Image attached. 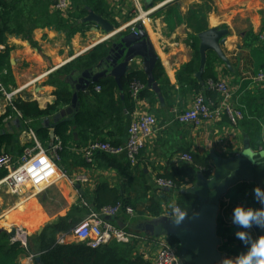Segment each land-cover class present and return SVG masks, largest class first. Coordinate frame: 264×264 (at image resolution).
<instances>
[{"label":"crops","instance_id":"crops-1","mask_svg":"<svg viewBox=\"0 0 264 264\" xmlns=\"http://www.w3.org/2000/svg\"><path fill=\"white\" fill-rule=\"evenodd\" d=\"M2 1L9 12L8 32L4 43L0 44V48L9 50L8 80L3 87L7 88L6 91L19 88L22 96L25 92L34 94L41 108L53 104L57 99L56 93L63 90L70 92L72 98L73 85L80 77V71L86 68L72 66L63 72L60 69L105 35L96 22L84 20L90 11L103 16L114 28L126 27L129 31L137 24L128 25L136 14L131 0H69L68 14L55 8L56 0ZM158 1L162 0L141 2L146 9ZM187 14L203 16L205 26L192 31L185 24ZM180 18L182 24H179ZM174 19L177 25L171 29L168 25ZM237 22H243V25H237ZM210 26L229 29L227 41L222 46L229 66L213 51H207L199 80L196 77L199 67L196 34ZM144 27L160 65L155 79L159 93L148 88L146 82L143 95L140 93L136 101L129 93L131 81L122 82V89H119L113 76L107 74L87 90L78 92L71 111L67 110L70 99L51 115L40 119L24 120L15 110L5 118L0 134L8 141L0 143V152L18 157L33 144L28 127L34 132L43 127L48 131V140L42 141L47 148L53 151L55 144L61 145L57 149V164L61 170L50 166L32 172L29 183L18 191L0 184V230L7 232L15 227L16 234L23 230L27 243L34 244L36 236L47 225L60 224L64 228L47 234L45 246L84 243L72 229L86 219L91 210L97 211L99 206L107 204L113 195L133 213L128 214L122 208L109 217L110 221L129 231L144 233L141 230L143 222L169 216L166 212L170 204H176V194L192 197V209L196 210L198 206L197 197L187 192L196 178L190 179L184 170L185 165L191 162L181 159L183 153L202 156L212 175L214 157L227 158L240 153L244 149L245 138H248L252 151L264 150V83L254 80L259 71H264V0H179L178 3H165L151 11ZM101 44L108 43L104 41ZM142 62L141 57L136 58L130 64L129 73L141 71L145 74ZM97 64L88 68L98 70ZM206 73L216 80H223L230 88L233 104L243 112V119L237 126L230 124L227 115L197 125L175 120V112L189 108L196 94L203 93L211 102L216 100V92L206 86L210 79ZM97 84L101 87L99 91L95 90ZM37 86H40L38 91ZM7 105L6 98L0 93V114L6 111ZM61 110L63 114H60ZM142 111L151 112L157 122L135 165H130L124 154L114 156L98 152L92 162L83 159L80 149L92 140L115 145L124 142L131 116ZM78 112L89 119L80 127L75 121ZM58 120L69 123L65 140L54 133L53 125ZM62 170L67 176L62 174ZM198 172L201 173L200 170ZM79 174L86 176L87 182H71ZM164 175H173L180 181L179 187L168 192L158 186L156 178ZM257 185L256 181L242 180L230 186L220 197L217 218L219 247L226 257L234 258L245 250V245L235 236L238 226L232 223L231 214L237 204L260 206L253 198V188ZM247 231L253 238L264 234V229L256 226ZM8 240L11 239L8 237ZM128 244L132 246L131 257L139 256L144 262L142 264H153L155 250L152 246L139 241ZM28 254L35 256L32 261L27 259ZM36 256L38 254L35 253L20 255L18 264H38Z\"/></svg>","mask_w":264,"mask_h":264},{"label":"water","instance_id":"water-1","mask_svg":"<svg viewBox=\"0 0 264 264\" xmlns=\"http://www.w3.org/2000/svg\"><path fill=\"white\" fill-rule=\"evenodd\" d=\"M179 0H163L157 7L165 3H178ZM84 20L94 21L100 25L105 35L84 51L86 53L101 42H107V53L98 62L97 69H84L73 85L71 104L67 110L75 107L79 91H85L92 83L98 82L102 77L113 76L119 89H122L121 79L129 73L130 64L138 57L142 58L143 70L147 76V87L159 93L160 89L154 78L153 70L157 62V55L152 44L147 39L144 23L139 21L136 26L127 31L126 27L114 28L103 16L90 11ZM229 29L226 27L210 26L197 32L199 67L196 77L201 80L203 69L207 60V51L215 55L227 66L229 61L222 51L227 41ZM74 84V83H73ZM40 86H37L36 90ZM25 99L36 100L34 94L25 92ZM63 110L60 114H63ZM47 122V120H45ZM48 125V123H46ZM53 138V134H51ZM243 150L231 157H214V170L210 177L198 172L195 183L187 192L196 196L198 206L193 214L186 215L185 219L176 224L169 216H160L143 222L141 230L150 235H168L177 240L179 247L180 264H220L226 255L220 250V238L217 234V218L219 201L222 194L236 182L242 180L256 181L260 187L264 186V150L252 151L248 138L244 139ZM168 191V189H165ZM2 229V227H0ZM8 237H16L15 227L9 228ZM15 240V239H14ZM38 264H43L39 256L35 258Z\"/></svg>","mask_w":264,"mask_h":264},{"label":"built area","instance_id":"built-area-1","mask_svg":"<svg viewBox=\"0 0 264 264\" xmlns=\"http://www.w3.org/2000/svg\"><path fill=\"white\" fill-rule=\"evenodd\" d=\"M141 1L131 0L132 9L136 14L128 25L136 24L139 21L144 23L151 11L156 8V6H153L144 9ZM68 2L69 0H56L55 8L63 14H68ZM131 28L133 29L134 25ZM254 80L255 82L264 83V71H259L254 76ZM145 86L138 80H131L129 90L131 98L137 101ZM206 86L211 91L216 92V100L211 102L205 99L203 93L196 94L189 108L175 112V120L182 124L197 125L202 121L216 120L223 115H227L230 124L237 126L243 119V112L233 104L231 91L226 82L210 78L207 80ZM100 88L98 84L95 86L97 91ZM20 91L21 89L19 88L6 91L0 82V93L6 98L12 110L22 116L12 103V98ZM156 122L157 120L151 112H135L128 124L127 137L124 142L114 145L107 141L92 140L81 147V155L85 161L92 162L98 152L114 156L124 154L128 163L135 165L138 162L140 152L145 148L153 134ZM28 133L33 140V144L26 147L18 157L14 158L5 152H0V170L5 171L4 176L0 178V184L7 185L12 191H18L21 187L28 184L32 172L41 171L50 166L58 168L57 149H60L61 145L59 143L55 144L52 148L54 150L51 151V149L39 142L35 132L29 127ZM181 159L187 162L192 160L190 153H183ZM58 169L61 170L60 168ZM62 174L67 176L63 170ZM76 181L84 183L87 182V178L79 174L71 180V182ZM155 181L162 189H168V192L174 189V183L170 179L158 177ZM122 208L128 214L133 213L130 207L124 206L120 202L115 205H105L97 211L91 210L88 217L76 225L72 232L91 247H98L110 241L122 244L139 241L147 246H152L155 250L153 264H180L178 244L172 243L168 235L150 236L146 233H135L110 221L109 217L116 215ZM168 215L170 216L171 212ZM20 233H24L23 230H19L14 238L15 240L11 239L10 242L19 241L21 245L26 246L27 238L25 233L23 238H19ZM34 257L33 254L27 255L29 261H32Z\"/></svg>","mask_w":264,"mask_h":264},{"label":"trees","instance_id":"trees-1","mask_svg":"<svg viewBox=\"0 0 264 264\" xmlns=\"http://www.w3.org/2000/svg\"><path fill=\"white\" fill-rule=\"evenodd\" d=\"M9 20V12L5 10L4 2L0 0V44L4 43L8 32V26L6 22ZM107 45L106 44H98L93 47L88 52L82 54L78 58L72 60L69 64L60 69V72L68 71L75 66L81 68H88L94 66L98 63L107 53ZM9 50L0 48V82L2 85H5V81H7V63H8ZM160 69V65L158 61L155 64L153 74L155 79L157 78V72ZM208 78L215 80L214 77L210 74H205ZM138 80L141 83L146 85L147 77L141 71H134L127 74L125 77L121 79V83ZM5 87V86H4ZM7 90V88H5ZM144 90V89H143ZM142 90V91H143ZM141 91V93H142ZM56 101L47 105L45 108H41L37 102V100H29L25 99L20 93L16 94L12 98V103L16 110H18L23 119H40L45 116L51 115L60 105L63 103H69L71 99V94L68 91L57 92ZM143 95V93H142ZM12 108L10 105H7L6 111L3 114H0V128L4 124L5 118L10 114ZM81 112H78L75 116V121L78 127L83 126L85 123L89 122V119L85 117ZM86 119L88 122H86ZM54 133L55 135L65 140L66 132L69 129V123L66 120H58L55 122ZM35 134L40 141V143L47 147L44 142L48 140V131L46 128H38L35 130ZM4 140L8 141V138L0 134V143ZM111 143V142H110ZM114 144V143H111ZM115 145V144H114ZM106 154V153H105ZM191 155V163L185 165L184 170L187 171L188 177L190 179H195L197 170H200L201 173L210 177L211 173L208 165L205 163V160L202 156L197 154ZM5 174L4 170H0V178ZM163 178H167L173 181L174 189L176 190L180 181L176 180L175 177L170 175L161 176ZM194 199L186 194L178 195L176 194V204L181 208L187 209V215H191L194 213L195 209L193 208ZM120 201L117 197L111 195L107 204L105 205H115ZM121 203V202H120ZM126 206L125 204H123ZM102 206H99L100 208ZM171 209L168 208L166 214H170ZM64 228L63 225L60 224H50L45 227L43 232L36 236L34 239V244L27 243L26 246L21 245L19 241L10 242L7 237V232L5 230H0V264H18V257L27 253H35L38 254L40 260L43 264H142L144 263L139 256H130L132 251L131 244H122L117 243L115 241H110L106 244H102L98 247H91L84 243L78 244H55L53 246H45V239L47 234L52 233V231H56L57 229ZM217 234H219V226H217ZM38 238V239H37ZM38 244L35 245V243ZM172 243H177V240L174 237H170ZM29 241V240H28ZM220 248V247H219ZM78 255V257H76Z\"/></svg>","mask_w":264,"mask_h":264},{"label":"clouds","instance_id":"clouds-1","mask_svg":"<svg viewBox=\"0 0 264 264\" xmlns=\"http://www.w3.org/2000/svg\"><path fill=\"white\" fill-rule=\"evenodd\" d=\"M253 198L259 202V207L237 204L232 209L231 221L238 226L235 236L245 245V250L236 257H226L220 264H264V234L253 238L247 231L253 226L264 229V188L254 186ZM171 215L169 218L174 223L180 224L186 217L187 209L177 204H170Z\"/></svg>","mask_w":264,"mask_h":264},{"label":"rangeland","instance_id":"rangeland-1","mask_svg":"<svg viewBox=\"0 0 264 264\" xmlns=\"http://www.w3.org/2000/svg\"><path fill=\"white\" fill-rule=\"evenodd\" d=\"M157 1V0H156ZM163 1V0H162ZM161 2V1H160ZM159 1L156 2V4L154 6H156L157 8V5L160 3ZM199 15V14H198ZM169 18V17H168ZM169 20V19H168ZM182 20V18H180L178 21H179V24H182V22H180ZM184 20L186 21V25L188 26V28H190L192 31H197L199 30L200 28H202L203 26H205V18L201 15L199 16H196V15H189L187 14L186 17L184 18ZM171 21V19H170ZM240 22H237V25L239 24ZM170 25H168L171 29L172 27L174 28L176 24V19H174L173 22L169 23ZM240 25H243V22L240 23ZM7 222V221H6ZM2 227V226H1Z\"/></svg>","mask_w":264,"mask_h":264},{"label":"bare ground","instance_id":"bare-ground-1","mask_svg":"<svg viewBox=\"0 0 264 264\" xmlns=\"http://www.w3.org/2000/svg\"><path fill=\"white\" fill-rule=\"evenodd\" d=\"M29 187H30V186H29ZM21 191H22V190H21ZM33 191H35V190H33ZM33 193H34V192H33ZM9 216H10V215H9ZM9 216H8V217H9ZM9 218H10V217H9ZM11 222H12V221H11ZM33 222H34V221H33ZM31 224H32V223H31ZM16 226H17V225H16ZM23 236H24V233H20L18 237H19V238H23Z\"/></svg>","mask_w":264,"mask_h":264}]
</instances>
